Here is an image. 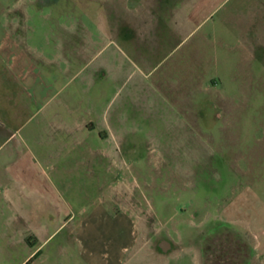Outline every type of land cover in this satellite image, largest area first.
<instances>
[{"label":"rangeland","instance_id":"374dc122","mask_svg":"<svg viewBox=\"0 0 264 264\" xmlns=\"http://www.w3.org/2000/svg\"><path fill=\"white\" fill-rule=\"evenodd\" d=\"M114 1L0 0V174L17 177L11 189L48 194L82 227L71 236L81 242L82 264L112 263L92 227L126 218L125 194L164 229L219 222L214 210L240 186L264 197V21L241 19L236 0L195 18H175L165 6L158 18L148 11L140 39ZM3 43L15 65L2 60ZM66 105L76 116L109 112L113 132L103 142L93 133L65 135ZM78 142L77 160L59 157V144ZM33 143L54 148L37 151ZM193 201L211 203L212 214H193ZM221 232L208 244L216 247Z\"/></svg>","mask_w":264,"mask_h":264},{"label":"crops","instance_id":"0c3cea01","mask_svg":"<svg viewBox=\"0 0 264 264\" xmlns=\"http://www.w3.org/2000/svg\"><path fill=\"white\" fill-rule=\"evenodd\" d=\"M59 1L30 0L33 5L39 7L55 5ZM226 1L121 0L120 4L123 5V14L129 19V24L126 23L127 28L130 30L132 27H136L135 34L140 39H145L147 33L144 24L148 11L150 13L157 11L158 18L163 7L167 6L175 18L179 14L183 17L195 18L196 12L199 16H208L214 11V8ZM114 3L115 1L112 0V5H116ZM119 10L116 11L119 12ZM235 12L241 19L247 16L246 20L264 21V0H236ZM125 38L124 42L130 44V40ZM2 48L6 50L4 53H8L7 56H4L5 58L1 57L2 60L12 59L14 65L18 63L10 46L3 43ZM84 51V48L81 49L82 53ZM84 53L91 54L86 51ZM93 54L97 55L99 51H95L91 55ZM93 57L95 56L93 55ZM77 60L81 61L82 57ZM102 67L104 66L100 65L93 69L92 76L94 78L96 72ZM8 108H10L9 115L13 124V119L17 122V111L12 105ZM0 109H2L1 106ZM64 109H67L66 119L69 121L63 130L65 135L79 134V136H83L84 133L87 135L93 133L103 142L113 132V116L109 112L99 114L90 112L83 116H76L73 113L74 110L67 105L64 106ZM1 124L0 133L4 128ZM16 132L18 129H15ZM29 134L31 135V133ZM79 143L81 142L59 144L57 149L61 151L58 154L59 157L65 156L64 158L71 161L72 159L77 160V151L81 147ZM50 146L47 143H33L34 149L46 153L54 148ZM1 147L2 145H0ZM13 153L16 155L15 152H11V156ZM105 156H108L107 153L97 155L98 158ZM48 157H51V154H48ZM15 160L18 161V159ZM58 177L60 180L63 178L60 175ZM10 178L17 179L16 176H10L4 180L0 174V264H82L81 242L78 238L71 239L73 233L79 229L82 230V227L80 225L79 227L73 226L68 222L62 209L53 204L54 202L51 204V197L48 194L39 193L36 196L32 193L28 195L9 188L12 186ZM257 180L254 178L251 185ZM4 182H8V184H4ZM122 201L121 212L127 215L126 218H113L110 222H98L92 227L98 237L97 241L100 242L103 237L105 239L103 241H106L111 249V264H205L206 240L220 229L231 233L234 237L241 238L247 244L248 255H243L240 260L244 264H254L264 257V197L254 186H250V188L247 185L240 186L233 199L217 206L214 210L215 214L219 215V222L216 221L208 225L205 221L197 224L182 222L171 229H164V225H156L153 222V213L146 214L145 211H142L134 195L125 194ZM209 206L212 207L211 203L193 201L188 205V208L192 210L193 214H212L207 209ZM181 210L183 211V209ZM160 212L163 210L160 209ZM113 213L120 216V211L115 212L113 209ZM67 228L70 230L67 236L63 235L51 245V237L56 233L61 234ZM214 254L211 257L209 253L207 257L209 261H213L212 264H228L226 257L222 259L218 252Z\"/></svg>","mask_w":264,"mask_h":264},{"label":"trees","instance_id":"16d2710c","mask_svg":"<svg viewBox=\"0 0 264 264\" xmlns=\"http://www.w3.org/2000/svg\"><path fill=\"white\" fill-rule=\"evenodd\" d=\"M221 230V229H220ZM219 232L217 230L214 234ZM219 233L216 236L219 237ZM213 236V235H212ZM211 236V237H212ZM213 238H208L204 247V254H205V264H212L213 261H209L208 255L211 254L213 257L218 252V255L223 259L226 257L228 264H244L243 261H240L243 255H248V246L247 244L239 237H234L231 233H226V231L221 232L220 234V242L216 244V247H212L210 242H212ZM225 262V259L223 260Z\"/></svg>","mask_w":264,"mask_h":264}]
</instances>
